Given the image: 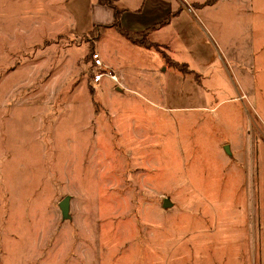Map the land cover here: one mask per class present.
<instances>
[{"label":"rangeland","instance_id":"obj_1","mask_svg":"<svg viewBox=\"0 0 264 264\" xmlns=\"http://www.w3.org/2000/svg\"><path fill=\"white\" fill-rule=\"evenodd\" d=\"M97 1L0 0V264H264V0H117L129 90Z\"/></svg>","mask_w":264,"mask_h":264},{"label":"crops","instance_id":"obj_2","mask_svg":"<svg viewBox=\"0 0 264 264\" xmlns=\"http://www.w3.org/2000/svg\"><path fill=\"white\" fill-rule=\"evenodd\" d=\"M117 1V0H116ZM118 6V5H117ZM119 7V6H118ZM94 10H95V18H94V20H95V23H94V25L96 26L97 24H101V23H106V24H111L113 21H114V16H115V11H114V9H112L110 6H108V5H106V4H102V3H99L98 1H97V4H95V6H94ZM125 14H126V11H125V9L123 10V12H122V14L120 15V23L123 25V27L124 28H128L127 30H129V31H139V32H142V31H146V29H150V31H149V33L152 31V30H154V29H156V28H161V26H163V25H161L160 27H156V25H158V24H160L161 23V21H163V20H165V19H167L168 18V16L165 18V19H163V20H161V21H159V22H155L156 24H150V25H147L146 26V28H144V29H142V28H140V27H143L145 24H142L141 26H136V25H134V24H131L130 26L131 27H128L127 26V24H128V21H127V19L125 18ZM169 21V20H168ZM126 23V24H125ZM168 23V22H167ZM129 25V24H128ZM165 25V24H164ZM108 28H110V27H108ZM108 28H106V29H108ZM113 28H115V27H113ZM140 28V29H139ZM94 29V28H93ZM92 29V30H93ZM106 29H104L102 32H101V34L95 39V41H94V44H93V48H94V50H96V51H98L99 53L101 52L100 50H99V48H98V43H99V40H100V38H101V35H103L104 34V32H105V30ZM115 29H117V28H115ZM133 29H136V30H133ZM91 30V31H92ZM118 30V29H117ZM120 32V31H119ZM121 33V32H120ZM149 33H148V35H149ZM122 34V33H121ZM147 35V36H148ZM148 38H149V36H148ZM127 39V38H126ZM152 42H154L155 44H157V45H155L157 48H160V47H162V44L161 43H163V42H161V43H158V42H155V41H153L151 38H149ZM128 40H130V39H128ZM130 42H132L133 44H135V45H138V46H140V45H142V44H138V43H135V42H133L132 40H130ZM163 44H167V43H163ZM142 46H145V45H142ZM154 45H152V46H145L146 48L147 47H155ZM100 55H101V53H100ZM104 57V61H105V63H106V65L110 68V69H113L114 71H115V73L118 75V81H115V80H113V79H111V78H109V77H104L100 82H98V83H94L93 82V80H92V77H91V82L94 84V85H100V84H104V85H111L112 83H113V85L116 87V90H118V89H120V90H122V89H130V87H131V84H129V82H128V78H127V76L125 75V73L122 71V69H121V64H119V63H114L109 57H106V56H103ZM172 61H174L175 63H176V61H175V58H173L172 59ZM163 62V61H162ZM165 62V61H164ZM177 64V63H176ZM167 65V66H166ZM165 66H164V68L166 69V67H168V69H170L171 71H175L176 70V68H174V67H171V66H168V64H166ZM238 68H240V67H238ZM194 70L192 69V71L191 72H193ZM195 72V71H194ZM239 72H240V70L238 71V73H237V76L236 77H239L240 79L242 78V80L244 79L245 80V82H246V84H245V86H258V85H260L259 83H258V79H257V83H255V82H252L247 76H244L243 75V73H240L239 74ZM249 82V83H248ZM264 84V83H263ZM244 86V85H243ZM118 94V93H117ZM244 94H248V91H246ZM242 95V94H241ZM249 95H251V93H249ZM244 95H242V97H243ZM229 145V147H230V151H231V153H228L227 151H226V149H225V146L226 145ZM236 149H238V151L236 150ZM240 148H237V146L234 148V143L231 141V140H229V139H226V137L224 138V139H222V140H220V143L218 144V153L221 155L222 153L225 155L226 153L227 154H229V155H232V154H234V153H236L237 152V155H238V153L240 152V150H239ZM243 165V164H242ZM242 165H239V166H242ZM244 166V165H243ZM239 171V173H241V170H238ZM211 181L213 182L212 183V185H214V179L212 178L211 180H209V179H204V181L203 182H206L205 184H203V185H207V186H211ZM202 184V183H201ZM264 221V220H263ZM264 223V222H263ZM264 228V225H262V229ZM261 229V230H262ZM262 237H263V235H262ZM262 242V241H261ZM261 245L263 246V242L261 243Z\"/></svg>","mask_w":264,"mask_h":264},{"label":"trees","instance_id":"obj_3","mask_svg":"<svg viewBox=\"0 0 264 264\" xmlns=\"http://www.w3.org/2000/svg\"><path fill=\"white\" fill-rule=\"evenodd\" d=\"M99 3L102 4H106L108 6H110L112 9H114L115 11V16H114V21L111 24H106V23H101V24H97L95 26V28L91 31L92 33H94V38L96 39L101 32L108 28V27H115L118 29V31H120L127 39L132 40L135 43L138 44H142V45H147V46H152V45H157L154 42H152L149 38H148V33L150 31V29H146V31H129L126 28L123 27V25L120 23V15L123 12V9L118 7L116 4V0H98ZM169 20V17L163 21H161L160 24L156 25V27H160L161 25H164L167 23V21ZM95 51V50H93ZM92 51V52H93ZM91 52V54H92ZM90 54V55H91ZM92 57V55H91Z\"/></svg>","mask_w":264,"mask_h":264},{"label":"built area","instance_id":"obj_4","mask_svg":"<svg viewBox=\"0 0 264 264\" xmlns=\"http://www.w3.org/2000/svg\"><path fill=\"white\" fill-rule=\"evenodd\" d=\"M92 62H91V70L92 72V80L94 83L100 82L104 77H109L115 81H118V75L115 73L113 69H110L103 57L100 55L98 51L92 52Z\"/></svg>","mask_w":264,"mask_h":264},{"label":"water","instance_id":"obj_5","mask_svg":"<svg viewBox=\"0 0 264 264\" xmlns=\"http://www.w3.org/2000/svg\"><path fill=\"white\" fill-rule=\"evenodd\" d=\"M225 149L228 153H231L230 147L228 144L225 146ZM70 200H71V195H66L59 202V207H61L63 218L70 217V209H71ZM163 203L165 207L172 204L168 197L163 200Z\"/></svg>","mask_w":264,"mask_h":264}]
</instances>
